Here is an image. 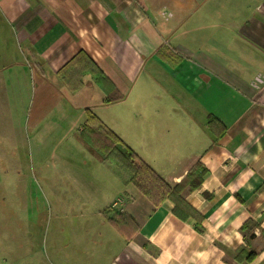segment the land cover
<instances>
[{
  "label": "crops",
  "instance_id": "1",
  "mask_svg": "<svg viewBox=\"0 0 264 264\" xmlns=\"http://www.w3.org/2000/svg\"><path fill=\"white\" fill-rule=\"evenodd\" d=\"M118 105L120 134L102 114ZM100 124L171 186L200 165L183 197L201 221L103 162L82 136ZM71 142L116 173L79 175L92 199L60 206L80 215L44 237L54 264H264V0H0V175ZM24 227L10 249L33 260Z\"/></svg>",
  "mask_w": 264,
  "mask_h": 264
},
{
  "label": "rangeland",
  "instance_id": "2",
  "mask_svg": "<svg viewBox=\"0 0 264 264\" xmlns=\"http://www.w3.org/2000/svg\"><path fill=\"white\" fill-rule=\"evenodd\" d=\"M163 79H166L164 84L167 82L169 85L170 77L163 75ZM168 85L163 86L164 91L168 92ZM122 107L118 105L102 110V114L107 118L106 121L118 134L125 129V124L134 122L132 118H129L128 122L126 115L122 113ZM126 109H128L127 106ZM68 131L69 128L60 135H65ZM73 138L76 139L74 134ZM50 149L57 152L55 158L52 157ZM64 151L65 158H63ZM83 151L72 142L65 148L54 149L52 146L45 148L44 153L50 152L48 159L45 154L41 157H36L35 154L32 159L25 150H21L20 160L16 165L20 173L12 176L13 183L11 178L0 175V236L2 239L0 264H54L52 259H48L51 258L52 249H49L47 255L45 254L44 237L48 235V239L52 238L59 222L67 225L77 221L80 215L79 211L72 208L66 211L60 206L89 205L92 199L91 189L86 182L81 184L79 175L90 179L91 175H115L116 173L114 169L100 164L92 154L87 152L86 147ZM10 206L15 207L11 213L6 211ZM7 216L10 217L8 224L4 222L9 219ZM26 224L32 226V232L27 229L32 239L29 237L27 239L31 242L28 247L33 248V260L17 258L16 256L20 255L19 250L10 249L17 240L20 245L24 243V240L19 238L25 236ZM10 255L15 260L11 259Z\"/></svg>",
  "mask_w": 264,
  "mask_h": 264
},
{
  "label": "trees",
  "instance_id": "3",
  "mask_svg": "<svg viewBox=\"0 0 264 264\" xmlns=\"http://www.w3.org/2000/svg\"><path fill=\"white\" fill-rule=\"evenodd\" d=\"M217 121L215 117L211 116L208 125L215 126ZM82 136L89 146L99 153L103 162L113 161L127 172L130 176V182L154 206H158L169 199L175 204L174 212L178 216L187 219L188 216L193 215L198 218L199 222L201 221L195 213L188 209L183 197L186 190H194L201 184L205 170L200 165L196 167L195 171L190 172L181 183L171 186L141 161L131 149H121L118 146L119 138L104 125L100 124L98 128L84 130ZM120 218L127 221V224L133 223V219L127 214L116 211L113 212V216H109V221L124 234V224L122 226ZM130 238H132V234Z\"/></svg>",
  "mask_w": 264,
  "mask_h": 264
}]
</instances>
